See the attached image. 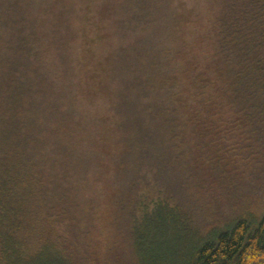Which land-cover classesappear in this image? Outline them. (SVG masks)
Instances as JSON below:
<instances>
[{
  "label": "trees",
  "instance_id": "obj_1",
  "mask_svg": "<svg viewBox=\"0 0 264 264\" xmlns=\"http://www.w3.org/2000/svg\"><path fill=\"white\" fill-rule=\"evenodd\" d=\"M211 4L122 0L105 59L0 48V263L264 264V0Z\"/></svg>",
  "mask_w": 264,
  "mask_h": 264
},
{
  "label": "rangeland",
  "instance_id": "obj_2",
  "mask_svg": "<svg viewBox=\"0 0 264 264\" xmlns=\"http://www.w3.org/2000/svg\"><path fill=\"white\" fill-rule=\"evenodd\" d=\"M8 10L11 14L17 16L16 25L20 24L22 19L21 13H25V17H29L28 21L31 26L22 29L20 35L25 39V43L17 41L18 36L11 27L0 29V48L3 51H10L19 45L25 49H38L44 56L51 57H78L81 51L89 45L83 41V35L106 37L111 39L113 48L98 44L91 46L94 54L105 59L109 54L115 52V49L124 50L129 45L127 38L122 40L121 35H126L124 30L119 29L120 18L123 19L121 13L122 0H24L28 5H36L35 11L26 9L23 0H7ZM190 4L195 3L198 17H203L210 8L218 0H187ZM26 11H25V10ZM211 10V8H210ZM86 19L89 23H86ZM93 19V21L91 20ZM34 21V23H32ZM130 38L132 37L131 34ZM127 37V36H126ZM102 219L96 220V225L101 229ZM101 232L97 233L99 235ZM102 235V233H101ZM11 248V247H10ZM111 247H81L83 252L98 251L100 254L106 253ZM131 248H128V250ZM135 249V247H134ZM178 249H170L174 252ZM99 254V255H100ZM103 259V262H107ZM0 264H14V260L10 255Z\"/></svg>",
  "mask_w": 264,
  "mask_h": 264
}]
</instances>
